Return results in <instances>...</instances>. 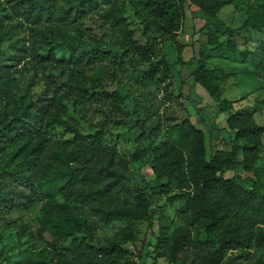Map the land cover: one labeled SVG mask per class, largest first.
I'll list each match as a JSON object with an SVG mask.
<instances>
[{
	"label": "trees",
	"instance_id": "obj_1",
	"mask_svg": "<svg viewBox=\"0 0 264 264\" xmlns=\"http://www.w3.org/2000/svg\"><path fill=\"white\" fill-rule=\"evenodd\" d=\"M6 2L7 16L16 15L20 21L6 26L0 23V215L42 201L39 233L45 241V258L28 264H153L159 259L165 264H236L231 252L252 249L261 250V254L251 264H264V167L259 164L264 123L258 122L252 108L235 107L237 99L229 98L221 83L228 73L209 67L215 54L205 49L226 44L228 49L238 51L235 35L242 29L264 28V0L251 2L237 27L219 15L223 7L236 0ZM128 4L141 23L144 43L138 41L126 21L123 9ZM187 4L195 5L207 16L203 26L206 39L195 57L197 65L192 76L211 99V114L201 117L204 128L185 115L171 126L165 140L138 147L131 154L120 153L105 141L104 125L85 133L77 120L68 115L62 94L51 88L35 97L19 94L17 64L2 58V41L28 23V37L15 40L16 45L23 41L24 52L17 51L18 59L29 57L40 66L55 61L53 54L57 49H68L69 59L57 62L71 71L68 87L83 98L97 102L104 99L109 113L120 108L124 96L117 89L89 92L84 84L116 76L112 64L102 63L107 55L103 43L92 48L82 45L85 19L93 11L101 14L119 30L116 52L121 57L130 59L137 55L149 61L138 77L144 82L168 84L174 62L156 52V42H174L178 49L176 63H186V45L177 33L184 25ZM221 35L227 37L225 43ZM49 37L56 41L50 42ZM43 44H49L47 56L39 52ZM241 53L246 63L244 74L263 76L264 42L259 50L246 47ZM78 96L75 102L80 101ZM222 112L227 113L226 123L218 126L216 119ZM57 128L71 136L58 137ZM217 130L218 134L229 133L230 147L211 143L209 152L207 132L213 134ZM145 157L151 158L153 177L131 193L125 182L126 170L131 161ZM239 166L253 173L246 184L226 175ZM162 194L170 200L183 198L178 208L183 223L172 227L171 222L160 220L153 252L144 253L141 248L136 251L129 245L137 239V224L142 220L153 224ZM114 221L122 223L119 232L103 240L98 238L97 229ZM80 233L82 237L73 246L64 245ZM202 234L205 240L200 238ZM192 249L191 258L181 256Z\"/></svg>",
	"mask_w": 264,
	"mask_h": 264
},
{
	"label": "rangeland",
	"instance_id": "obj_2",
	"mask_svg": "<svg viewBox=\"0 0 264 264\" xmlns=\"http://www.w3.org/2000/svg\"><path fill=\"white\" fill-rule=\"evenodd\" d=\"M254 0H236L235 3L223 7L219 15L227 24L237 27L240 26L246 17V9ZM6 0H0V23L4 26L8 23L20 21L16 15L7 16ZM123 13L130 28L133 29L135 37L139 42L144 43L145 37L142 33L141 23L134 15L130 5H125ZM207 16L195 5L187 4L186 18L184 25L179 31L178 39L186 46L183 56L186 60L184 64L176 63L178 49L177 45L168 39H159L156 42V52L166 56L174 62L172 77L168 84L156 83L154 81H142L139 71L149 66V61L142 60L137 55H132L130 59H124L116 49L119 48V30L112 26L98 12L90 13L89 18L85 19L84 27L86 35L83 37L82 45L89 48L96 47L103 43L106 57L103 64H112L116 70V76L102 78L95 83L85 81L89 92L95 89L97 92L102 90H119L124 96L120 102V108L108 113L109 107L104 99L96 101L93 98L78 96L77 91L70 89L68 83L71 80V71L58 65V60L69 59L68 49H57L53 58L44 65H37L36 60L27 58L18 59V52L22 54V42L15 44V40H23L28 37V23L20 26L17 33L5 37L2 41V58L11 63L16 62L15 76L18 80L20 89L19 94L24 93L28 98L35 97L45 91L48 87L62 94L64 101L68 104V115L75 118L85 133L94 132L95 129L104 125L106 128L105 141L114 145L120 153L131 154L136 148L143 146H153L165 140L169 135L171 126L180 121L183 116L189 115L190 118L199 126L205 127L201 117L211 110L209 98L205 89L197 83L192 70L197 65V59L202 42L206 39L203 26ZM225 43L227 37L220 36ZM101 39V41H99ZM50 42L54 43L55 38L49 37ZM58 40H62L59 38ZM238 51L227 48L226 44L218 48L205 47L208 52L215 54L208 62L209 67H219L225 70L228 75L222 78V85L226 88L225 94L235 101L236 108L249 107L254 110L255 117L260 123H264V74L263 76H246L244 74L245 64L242 61V50L246 47L259 50V45L264 42L263 29H242L239 34L233 37ZM29 45V39L26 40ZM80 46V45H79ZM20 48V49H19ZM49 44L40 47V54L47 56ZM120 50V49H119ZM18 51V52H17ZM95 51H97L95 49ZM26 54H29L27 50ZM52 58V57H51ZM250 68L252 66L250 65ZM252 80V81H251ZM80 98L75 102V97ZM203 114V115H202ZM211 113L209 112L208 115ZM227 113L222 112L216 119L217 125L222 126L226 123ZM58 137H69L68 133H63V128H57ZM229 133L218 134V130L213 134L207 132V147L210 152V144L230 147L232 141ZM259 164L264 167V148ZM125 180L128 190L133 193L139 186H143L146 181L153 177L151 169V158L145 157L142 160L131 161L126 170ZM226 175L235 176L236 179L246 184L253 173L246 172L239 166L235 170H229ZM173 193V192H172ZM174 194V193H173ZM159 198L161 207L157 209L153 224L149 225L146 220L137 224L138 236L133 245H129L138 251L140 248L144 253L153 252L156 234L159 230V221L171 222L172 227L183 223L179 215L178 208L183 203L182 197L174 200L167 199L164 194ZM42 201H36L27 208L15 207L7 213L0 215V264H28L32 260L45 258V241L39 233L41 225ZM122 223L114 221L104 223L97 229V237L105 239L119 232ZM83 233L76 238H69L65 241V246H73L75 241L82 237ZM48 239L49 236L46 235ZM203 240L205 235H200ZM194 249L184 251L181 256L191 258ZM236 256V264H251L260 254L261 250L254 251L234 250L230 253ZM188 255V256H187ZM182 258V259H183ZM153 259L148 257V261ZM188 263V261L186 262ZM141 264V263H140ZM153 264H165L163 259ZM179 264V263H178Z\"/></svg>",
	"mask_w": 264,
	"mask_h": 264
},
{
	"label": "built area",
	"instance_id": "obj_3",
	"mask_svg": "<svg viewBox=\"0 0 264 264\" xmlns=\"http://www.w3.org/2000/svg\"><path fill=\"white\" fill-rule=\"evenodd\" d=\"M136 264H140V263H136Z\"/></svg>",
	"mask_w": 264,
	"mask_h": 264
}]
</instances>
